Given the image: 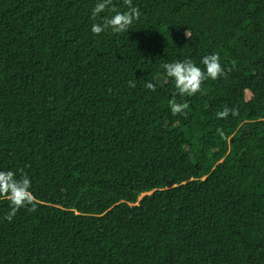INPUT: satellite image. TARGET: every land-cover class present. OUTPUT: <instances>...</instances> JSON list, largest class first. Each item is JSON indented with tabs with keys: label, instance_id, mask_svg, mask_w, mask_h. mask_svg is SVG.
Returning <instances> with one entry per match:
<instances>
[{
	"label": "trees",
	"instance_id": "obj_1",
	"mask_svg": "<svg viewBox=\"0 0 264 264\" xmlns=\"http://www.w3.org/2000/svg\"><path fill=\"white\" fill-rule=\"evenodd\" d=\"M97 2L0 0V170L37 203L0 197V264H264V0H132L99 36ZM214 53L175 94L163 64Z\"/></svg>",
	"mask_w": 264,
	"mask_h": 264
},
{
	"label": "clouds",
	"instance_id": "obj_2",
	"mask_svg": "<svg viewBox=\"0 0 264 264\" xmlns=\"http://www.w3.org/2000/svg\"><path fill=\"white\" fill-rule=\"evenodd\" d=\"M123 3L127 6L126 11H118L112 6L113 0H98L92 9V19L94 21L106 9H110L114 14L104 16L99 23H93L91 32L97 36L109 28L116 34L127 32L133 22L140 18L141 12L138 7L133 6L132 0H123ZM200 63L204 65L203 69L190 59L163 64L162 67L167 77L174 81L175 94L179 96H193L201 91V85L206 79L217 80L225 74V69L220 63L218 53L202 57ZM128 83L130 87L134 88L136 86L133 81H129ZM144 87L151 91L156 90V86L152 82L145 83ZM169 106L172 114L178 115L185 114L188 104L170 101ZM229 113L233 116L238 114L236 109L225 107L223 111L217 113V118H227ZM218 131L223 135L222 130L218 129ZM30 188L31 180L22 170L19 175L12 170H0V197L10 202L11 208L5 219L11 221L16 212L21 208H27L29 211L36 210V197L32 194Z\"/></svg>",
	"mask_w": 264,
	"mask_h": 264
}]
</instances>
